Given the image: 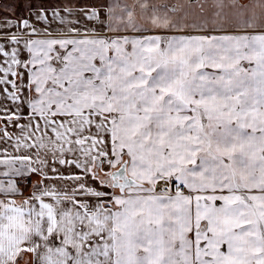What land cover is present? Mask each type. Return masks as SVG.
Segmentation results:
<instances>
[{
    "label": "snow or ice",
    "instance_id": "6c2138e0",
    "mask_svg": "<svg viewBox=\"0 0 264 264\" xmlns=\"http://www.w3.org/2000/svg\"><path fill=\"white\" fill-rule=\"evenodd\" d=\"M264 264V0H0V264Z\"/></svg>",
    "mask_w": 264,
    "mask_h": 264
},
{
    "label": "crops",
    "instance_id": "0c3cea01",
    "mask_svg": "<svg viewBox=\"0 0 264 264\" xmlns=\"http://www.w3.org/2000/svg\"><path fill=\"white\" fill-rule=\"evenodd\" d=\"M161 2H165V0H161ZM30 259V257L25 256L24 260L21 261V264H27V261Z\"/></svg>",
    "mask_w": 264,
    "mask_h": 264
}]
</instances>
